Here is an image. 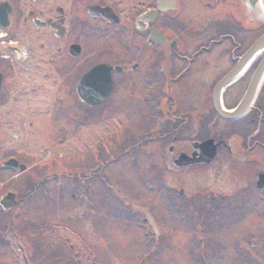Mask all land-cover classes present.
Here are the masks:
<instances>
[{
    "label": "flooded vegetation",
    "instance_id": "obj_1",
    "mask_svg": "<svg viewBox=\"0 0 264 264\" xmlns=\"http://www.w3.org/2000/svg\"><path fill=\"white\" fill-rule=\"evenodd\" d=\"M249 1L176 0L175 8L160 12L159 0H0V264L8 263L6 253L15 259L12 264H43L45 181L67 174L50 173L48 167L60 162L50 150L90 144L91 134L85 131L94 118H148L152 148L162 134L160 142L171 162L175 155L200 153L194 145L203 141L205 129L218 131L220 124L211 104L212 87L260 36V29L244 31L235 23L250 21ZM187 6L192 18L184 12ZM220 9L231 10L238 19L218 14ZM258 59L234 84L233 101H238L233 108ZM99 66L110 71L90 78L85 91L91 98H103L111 79V94L92 107L81 100L78 88ZM93 80L103 84L96 94ZM188 87L195 93H188ZM195 96L192 105L179 103ZM157 118L164 128L158 133ZM229 126L230 143L218 141L219 149H227L234 170L246 169L240 183L255 204L264 206V186L255 189L264 175V80L252 110ZM46 152L49 162L40 157ZM107 152L101 145V170ZM68 167L71 177L76 166L68 162ZM195 168L205 165L186 171Z\"/></svg>",
    "mask_w": 264,
    "mask_h": 264
},
{
    "label": "rangeland",
    "instance_id": "obj_2",
    "mask_svg": "<svg viewBox=\"0 0 264 264\" xmlns=\"http://www.w3.org/2000/svg\"><path fill=\"white\" fill-rule=\"evenodd\" d=\"M207 1L196 0L200 4ZM191 11L190 6L184 8L188 18H192L189 17ZM222 11L220 9L218 14ZM222 13L232 20L238 19L231 10ZM237 26L247 30L243 26ZM216 74L210 75L206 80L211 82ZM213 82L206 85V95ZM237 89L238 85H232L228 89L224 100L227 108H232L238 101H233ZM194 90L193 87H188V93H195ZM197 100L195 96L186 101L184 98L179 103L189 106ZM206 105L205 99L203 106ZM121 117L123 118H94L86 130V135L91 134L90 144L85 146L83 142L73 154L72 150H64L62 147L56 150L55 156L59 155L60 162L57 166L48 167L50 173L66 172L67 176L45 182L41 221L46 223L43 229V250L46 257L49 256L45 257L43 264H73L75 254L78 255L76 260L79 262L75 261L77 264H92V260L95 264H246L248 259L245 256L250 258L253 252L254 262L262 263L264 215L254 216L247 205V191L237 189L238 184L241 185L239 182L244 180L241 177L245 173L241 171L246 169L234 170L228 164L224 150H220L218 161L209 167L186 172L171 167L169 169L163 144L156 141V148H152V144L146 141L149 135L141 132L143 125L149 128V119L141 117L133 123L130 116ZM124 120L126 127L130 129L122 132L120 125ZM156 122L158 133L164 128L159 118ZM217 122L219 123L218 120ZM229 131V124L220 122L218 131L210 130L205 133V137L217 135L219 139L228 141ZM103 138L110 157L120 150L122 153L130 145L133 147L137 140V143L145 147V154L138 153V150L133 153L139 159L140 170L133 162H129L133 157L128 163H119L117 166L109 163L108 171L104 174L106 188L101 193L98 192L99 186L95 180L89 181L83 177L88 175L85 168L93 173L99 171V166L96 169L93 167L95 160H100L99 156L95 159L94 154L100 149L96 143ZM149 152H153L158 163L149 160ZM47 155L50 153L40 157L45 158ZM68 162L76 166L71 177L68 176ZM209 180H212L210 184ZM60 184L65 189L64 193L59 192ZM180 190H184V195H179ZM89 193L96 195L89 196ZM70 194L76 199L70 197ZM210 194H216L217 198L212 200L215 205L210 204ZM216 204L217 214L223 213L221 207H228L232 209L233 216L231 213H223L215 222L213 216L204 210V205L216 209ZM33 213L35 214H30V218L35 223L37 215L36 212ZM52 231L58 234L56 241ZM67 237L74 240L75 252L68 250ZM147 243L149 246H146ZM240 243L243 245V257H237L235 252ZM53 245L54 251L58 252L56 255L49 252ZM195 254L198 255L196 259ZM6 261L8 263L1 264H12L15 259L6 253Z\"/></svg>",
    "mask_w": 264,
    "mask_h": 264
},
{
    "label": "water",
    "instance_id": "obj_3",
    "mask_svg": "<svg viewBox=\"0 0 264 264\" xmlns=\"http://www.w3.org/2000/svg\"><path fill=\"white\" fill-rule=\"evenodd\" d=\"M167 2L175 3V0H163L160 4V8H159L160 11H165L168 8ZM262 52H264V35L257 40V42L249 50V52L240 60L236 68L226 78H224L219 83V85L215 88L214 93H213L214 94V105H215V109L217 113L220 115L221 118L228 120V121H234L242 117L246 113L248 108L250 107V104L253 101L254 96L259 88L260 81L264 75V60L258 67L254 77L252 78L251 84L249 86L246 96L243 99V102L241 103L239 108L234 113H226L221 108V102H220L221 93L227 86H229L239 76V74L243 71L244 67H246V65L250 61H252L256 56H258ZM108 95L109 93L107 92L106 94H104V97L100 101L92 103L90 100H88V102H90V104L94 106L98 105L104 102L107 99ZM200 148L202 149L201 159L194 160V161H188L189 163L187 162L184 163L185 160H184V157H182L180 159V162H176V165L179 167H183V166H186V164L192 165L195 163H202V162L210 163L216 155V146L214 145V142L208 141L202 144Z\"/></svg>",
    "mask_w": 264,
    "mask_h": 264
}]
</instances>
